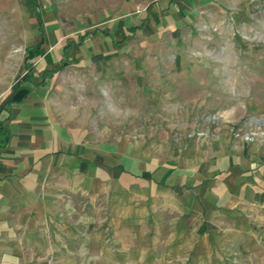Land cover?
I'll list each match as a JSON object with an SVG mask.
<instances>
[{
    "label": "crops",
    "instance_id": "obj_1",
    "mask_svg": "<svg viewBox=\"0 0 264 264\" xmlns=\"http://www.w3.org/2000/svg\"><path fill=\"white\" fill-rule=\"evenodd\" d=\"M18 4L32 52L0 98V264H58L61 245L76 237L60 205L68 211L76 199L106 201L115 251L100 233L80 238L104 263L264 264V160L256 147L180 165L54 114L67 68L95 66L132 38L160 43L206 11L264 9V0H121L84 19L66 16L58 0ZM53 229L66 230L60 245L46 237Z\"/></svg>",
    "mask_w": 264,
    "mask_h": 264
},
{
    "label": "rangeland",
    "instance_id": "obj_2",
    "mask_svg": "<svg viewBox=\"0 0 264 264\" xmlns=\"http://www.w3.org/2000/svg\"><path fill=\"white\" fill-rule=\"evenodd\" d=\"M120 1L58 3L69 18L84 19L116 8ZM199 17L160 43L132 38L95 66L67 68L58 79L54 114L108 139H128L139 151L180 165L241 144L256 147L264 160V9L254 5L248 12L206 11ZM26 31L18 0H0V98L19 76ZM76 202L68 211L60 205V213L65 218L69 213L76 224V237L61 245L58 264L66 263V255L72 264H116L100 261L93 256L97 248L80 241L100 233L115 251L106 201L100 206L87 199ZM65 232L53 229L46 237L60 245Z\"/></svg>",
    "mask_w": 264,
    "mask_h": 264
},
{
    "label": "trees",
    "instance_id": "obj_3",
    "mask_svg": "<svg viewBox=\"0 0 264 264\" xmlns=\"http://www.w3.org/2000/svg\"><path fill=\"white\" fill-rule=\"evenodd\" d=\"M129 36H132V33H128V34H126L125 35V37H129ZM31 50H28L26 53H27V55H26V57H25V61H26V58H27V56H29L30 55V57H31Z\"/></svg>",
    "mask_w": 264,
    "mask_h": 264
}]
</instances>
